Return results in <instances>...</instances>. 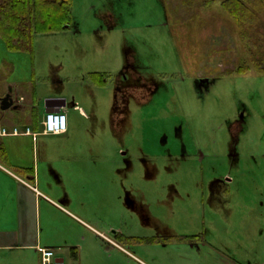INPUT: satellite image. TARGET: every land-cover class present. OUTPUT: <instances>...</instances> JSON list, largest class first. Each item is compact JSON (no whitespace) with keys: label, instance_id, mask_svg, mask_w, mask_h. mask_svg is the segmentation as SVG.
Segmentation results:
<instances>
[{"label":"rangeland","instance_id":"rangeland-1","mask_svg":"<svg viewBox=\"0 0 264 264\" xmlns=\"http://www.w3.org/2000/svg\"><path fill=\"white\" fill-rule=\"evenodd\" d=\"M222 2L73 0L64 30L35 36L38 65L28 54V65H15L13 96H25L26 109L34 90L70 107L76 99L89 113H73L75 134L63 142L79 144V158L97 164L54 168L66 176L60 191L73 210L107 234L95 238L72 225L87 239L83 264L264 262V74L253 65L261 55L247 50L244 30ZM252 42L264 51L257 37ZM242 63L251 70L238 75ZM93 73L106 77L105 87ZM19 119L14 141L32 142ZM61 223L59 232L42 233L44 245L73 242L75 231ZM109 226L151 240L123 244ZM56 251L78 264L69 250ZM14 257L34 264L29 251Z\"/></svg>","mask_w":264,"mask_h":264},{"label":"crops","instance_id":"crops-1","mask_svg":"<svg viewBox=\"0 0 264 264\" xmlns=\"http://www.w3.org/2000/svg\"><path fill=\"white\" fill-rule=\"evenodd\" d=\"M16 54H19L21 59H18ZM26 58L25 53L10 52L6 46L4 51L0 52V98L5 97L10 92V89H12L14 105L18 106V109L11 107L8 110H3L0 104V143L6 150V156L0 157V264H18L19 259L14 257V253L25 251L31 253L34 264H36V262L41 263L39 252V248L41 247L52 249L57 258H63L57 255V249L69 250V252H71L70 259L78 264H83L86 254L84 247L87 244V239L84 236L78 235L79 231L73 228L72 225L81 223L89 229L90 235L95 238L107 234L102 232L101 228L97 227L95 224L85 220V218L81 216L83 215L81 212L78 213L73 210L70 202V194L67 193L64 195L63 191H60L62 187L61 184L64 183V178H66V176L64 177L59 169L54 170V168L57 166H72L75 165V163H84V165L87 166L91 163L92 165L97 164L92 162L89 158H79L81 157L78 154V150L80 149L79 144L63 142V140L71 139L75 134L76 126L73 113L78 114L77 116L81 119H88L89 113L80 106L79 101L76 99L72 100V107H70V102L67 103V100L63 99L64 97L61 99L53 98L49 100L46 97L42 98L38 96L34 90H31V98L26 109V97L23 95H19L18 97L13 96L14 91L19 85L12 79L17 69L15 65H23V62L28 65ZM30 59L33 61V65H38L35 55L34 58L30 56ZM105 83L97 84L95 82L99 87H105ZM45 99L47 100L44 103ZM67 105L70 107V110ZM64 108H68V130L66 133L60 135H51L61 140V142H41L39 138L35 141L31 135H25V137L31 138L32 142H20L14 141V139L19 138L21 135L3 134L4 129L10 132L12 128H19L14 122H16L17 118H20V124L25 130L31 128L34 130V133L47 136L44 133L43 125L46 113L49 111H60ZM33 109L37 110V117L33 114ZM5 121H11L13 124L9 123L6 125ZM74 146L77 147V151L74 150ZM69 149L76 152L75 158L68 155L67 151ZM27 150L29 154L33 155L32 162L28 163L25 162L24 158L26 155L25 151ZM51 151L58 154L57 158H48ZM13 156H23V161L20 158L13 159ZM49 166L51 169L48 171ZM42 174L50 177H46L44 180L42 179ZM61 220H63L64 223H69V229L75 231L73 242L65 246L60 243L55 246L49 244L44 245L42 233L54 228L59 232L57 224L59 222L61 223ZM62 226L64 225L62 224ZM108 232L109 234H114L115 237L120 234L128 238H148L124 235L120 229L114 226H109ZM189 240L190 239H187L185 241L189 242ZM117 243L120 242L117 241ZM99 245L100 244L95 245L97 249ZM105 247L107 246H103L104 253L106 252L111 256L110 251H106ZM73 249L78 251V260L72 257ZM28 256L29 255L24 258ZM257 259L260 258L258 257ZM63 260L66 264V259L63 258ZM249 262L248 264H264L263 261L258 260H249ZM22 263L27 264L23 258ZM229 264H235V262Z\"/></svg>","mask_w":264,"mask_h":264},{"label":"trees","instance_id":"trees-1","mask_svg":"<svg viewBox=\"0 0 264 264\" xmlns=\"http://www.w3.org/2000/svg\"><path fill=\"white\" fill-rule=\"evenodd\" d=\"M222 6L229 16L244 30L242 38L247 50L256 49L261 56L253 60L255 71L264 74V51L253 43L257 37L264 44V25L259 14L264 15V0H223ZM73 0H0V38L10 52L25 53L34 58V43L37 34L62 31L72 22ZM262 48V47H261ZM250 52V51H249ZM251 54V53H250ZM251 69L242 63L237 69L238 75ZM102 73H93L91 78L97 84L105 83ZM232 74V73H230ZM37 117V110L33 109ZM6 156V150L0 143V157ZM123 243L151 240L148 238H128L118 234ZM191 237H179L177 241ZM78 251L72 250V257L78 260Z\"/></svg>","mask_w":264,"mask_h":264},{"label":"built area","instance_id":"built-area-1","mask_svg":"<svg viewBox=\"0 0 264 264\" xmlns=\"http://www.w3.org/2000/svg\"><path fill=\"white\" fill-rule=\"evenodd\" d=\"M45 127V134L58 135L65 133L68 130V118L65 111L59 112H50L48 113L43 121ZM26 134H31L30 128H28L25 132ZM3 134H9L5 129L3 130ZM12 135H19L21 132L18 128H15ZM34 135V140L37 139V134ZM39 252L41 253V261L42 264H57L56 255L53 250L48 248H39Z\"/></svg>","mask_w":264,"mask_h":264},{"label":"water","instance_id":"water-1","mask_svg":"<svg viewBox=\"0 0 264 264\" xmlns=\"http://www.w3.org/2000/svg\"><path fill=\"white\" fill-rule=\"evenodd\" d=\"M0 104L3 110H8L11 107H13L14 109H18V106L14 105V100L12 97V89H10V92L5 97L0 98ZM57 264H65L63 258H58Z\"/></svg>","mask_w":264,"mask_h":264}]
</instances>
